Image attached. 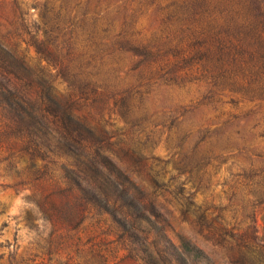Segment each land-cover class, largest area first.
I'll return each instance as SVG.
<instances>
[{"label":"rangeland","instance_id":"obj_1","mask_svg":"<svg viewBox=\"0 0 264 264\" xmlns=\"http://www.w3.org/2000/svg\"><path fill=\"white\" fill-rule=\"evenodd\" d=\"M18 1L34 41L0 28L29 68L10 79L16 99L42 107L53 98L92 129L93 147L169 218L175 243L184 236L217 264H264V67L235 57L223 74L199 45L252 33L250 1ZM7 108L0 264H146L119 222L73 193L71 160Z\"/></svg>","mask_w":264,"mask_h":264},{"label":"trees","instance_id":"obj_2","mask_svg":"<svg viewBox=\"0 0 264 264\" xmlns=\"http://www.w3.org/2000/svg\"><path fill=\"white\" fill-rule=\"evenodd\" d=\"M249 1L257 12L252 33L214 35L207 41L200 39L199 45L207 51V58L218 55L215 59L217 69L223 74L235 57L257 60V65L264 67L261 6L257 0ZM21 6L18 0H0V28L25 32L30 45L34 41V33L24 25L26 13ZM36 53L43 55L45 50L37 47ZM28 74L25 58L0 41V103L9 108L7 114L10 120L18 124L21 122L24 132L36 136L43 148L50 152L56 149L58 157L71 160L74 173L71 175L70 172L67 179L75 184L73 193L86 198L90 205L103 208L105 214L119 222L146 264H217L190 239L175 235L177 242L173 241L168 233L170 220L157 208L151 196L103 155L100 148L93 147L97 144L94 131L75 117L65 114L58 101L49 98L46 105L35 107L16 99L10 79ZM12 108L18 115L12 113Z\"/></svg>","mask_w":264,"mask_h":264}]
</instances>
